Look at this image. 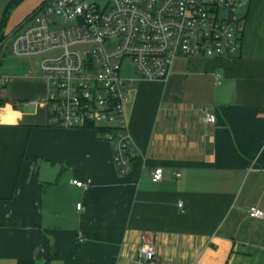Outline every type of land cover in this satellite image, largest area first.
<instances>
[{"label": "crops", "instance_id": "crops-1", "mask_svg": "<svg viewBox=\"0 0 264 264\" xmlns=\"http://www.w3.org/2000/svg\"><path fill=\"white\" fill-rule=\"evenodd\" d=\"M44 1L13 0L0 38ZM135 74L125 174L101 128L50 126L46 108L0 99V264H264V218L246 213L264 211V0H249L236 58L179 53L166 79ZM9 77L12 93L22 77ZM143 234L158 244L147 262Z\"/></svg>", "mask_w": 264, "mask_h": 264}, {"label": "built area", "instance_id": "built-area-1", "mask_svg": "<svg viewBox=\"0 0 264 264\" xmlns=\"http://www.w3.org/2000/svg\"><path fill=\"white\" fill-rule=\"evenodd\" d=\"M248 4L249 0H112L111 7L100 9L87 0H45L0 44L6 43L16 56L63 50L39 64L46 94L24 104L46 108L50 126L101 128L113 143L116 165L127 173L136 152L126 133V89L136 79L123 77L122 62L130 58L141 78L166 79L179 53L236 58L242 50ZM86 45L92 48L88 52L75 49ZM9 83L10 77L0 74V87ZM215 120V114L205 110L206 123ZM162 178L163 168H154L152 180ZM72 183L86 187L79 180ZM246 213L264 218L256 206ZM157 256V242L143 234L138 260Z\"/></svg>", "mask_w": 264, "mask_h": 264}, {"label": "rangeland", "instance_id": "rangeland-1", "mask_svg": "<svg viewBox=\"0 0 264 264\" xmlns=\"http://www.w3.org/2000/svg\"><path fill=\"white\" fill-rule=\"evenodd\" d=\"M15 1V0H14ZM90 3L96 4L100 9H106L111 7L112 0H87ZM15 2H3L0 0V36L2 34L1 24L8 18L11 12L15 9ZM67 26L68 24H61ZM6 27V26H3ZM3 38H0V43ZM1 47V44H0ZM5 45L0 49V74L10 76L17 75L22 77L16 80L13 84L12 93L9 85L6 87H0V99H7L8 95H11L9 99L15 103H24L26 100L31 99L37 92H42L47 88V82L41 76L40 62L46 58L59 57L63 50L61 48L49 49L41 54L16 56L9 53ZM88 52L92 48L89 45L76 47L75 49ZM5 54V56L3 55ZM135 65L130 58H126L122 62V75L124 78H132L136 74ZM7 75V76H9Z\"/></svg>", "mask_w": 264, "mask_h": 264}, {"label": "trees", "instance_id": "trees-1", "mask_svg": "<svg viewBox=\"0 0 264 264\" xmlns=\"http://www.w3.org/2000/svg\"><path fill=\"white\" fill-rule=\"evenodd\" d=\"M20 0H15V2H19ZM119 171L121 172V170H120V168H119ZM122 174H125V173H123V172H121Z\"/></svg>", "mask_w": 264, "mask_h": 264}]
</instances>
